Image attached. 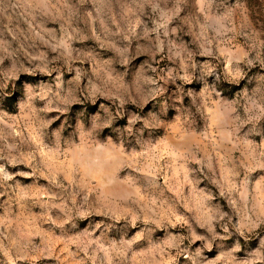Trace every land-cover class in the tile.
<instances>
[{
    "label": "rangeland",
    "instance_id": "1",
    "mask_svg": "<svg viewBox=\"0 0 264 264\" xmlns=\"http://www.w3.org/2000/svg\"><path fill=\"white\" fill-rule=\"evenodd\" d=\"M0 264H264V0H0Z\"/></svg>",
    "mask_w": 264,
    "mask_h": 264
}]
</instances>
